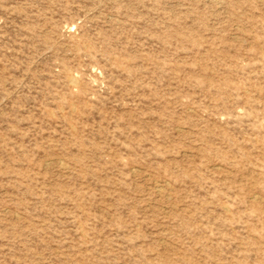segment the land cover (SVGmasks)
Masks as SVG:
<instances>
[{
	"label": "rangeland",
	"instance_id": "1",
	"mask_svg": "<svg viewBox=\"0 0 264 264\" xmlns=\"http://www.w3.org/2000/svg\"><path fill=\"white\" fill-rule=\"evenodd\" d=\"M0 264H264V0H0Z\"/></svg>",
	"mask_w": 264,
	"mask_h": 264
}]
</instances>
